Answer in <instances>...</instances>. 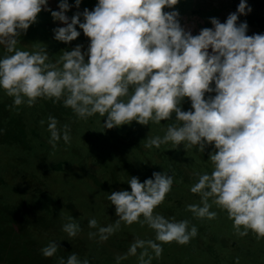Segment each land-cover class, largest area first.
Here are the masks:
<instances>
[{"label": "clouds", "instance_id": "obj_1", "mask_svg": "<svg viewBox=\"0 0 264 264\" xmlns=\"http://www.w3.org/2000/svg\"><path fill=\"white\" fill-rule=\"evenodd\" d=\"M179 0H98L92 10L77 11L71 18L68 0H59V11L48 8V0H0V44L12 53L0 58V88L13 97L16 106H33L37 98H63L78 118L99 114L106 116L105 128L164 120L166 134L148 139L145 147L173 143L184 148L198 146L204 151L213 146L209 160L211 173H197L198 181L190 188L201 195L202 206L187 208L198 218L214 219L213 204L227 212L236 232L249 231L264 238V34L247 35V22L237 23L238 15L251 12L246 0H240L237 11L225 22L210 18L213 27L199 34L186 31L179 12L172 9ZM81 0H75L79 9ZM51 11L54 21L65 26L53 29L54 39L71 42L83 34L89 38L83 45L66 50L57 63H51L45 49L35 52L16 49L18 38L37 21L41 10ZM83 17V22H81ZM211 49V51H209ZM87 57V59H86ZM214 85V86H213ZM215 93V95H207ZM187 97L191 110H182ZM25 98H27L25 100ZM43 124L44 122L41 121ZM58 121L49 117V143L53 148L61 139ZM62 138L70 143L68 126ZM129 190L112 191L108 200L115 205V225L99 228L100 238L134 222L146 223L156 233V241L137 240L130 247L147 243L156 258L162 255V243L186 244L198 234L189 221L165 218L154 209L165 200L174 183L168 172H153L143 182L132 176ZM212 203H209V199ZM141 216L143 221L140 220ZM63 225L69 237H75L79 225L67 217ZM97 221L91 219L89 227ZM243 229V230H242ZM96 233H89L92 238ZM60 245L50 242L41 249L52 257ZM140 256V264H151V257ZM119 259V258H118ZM59 264H65L63 258ZM66 264H89L72 253Z\"/></svg>", "mask_w": 264, "mask_h": 264}, {"label": "rangeland", "instance_id": "obj_2", "mask_svg": "<svg viewBox=\"0 0 264 264\" xmlns=\"http://www.w3.org/2000/svg\"><path fill=\"white\" fill-rule=\"evenodd\" d=\"M68 3L72 7L66 15L71 18L77 11L92 10L98 0H81L79 9L75 0ZM239 3L240 0H179L172 9L164 10L178 11L181 25L197 35L202 28L213 27L212 17L225 22L230 13L237 11ZM246 3L251 12L239 14L237 23L247 22V35L264 34V0ZM58 5L59 0H48L52 11H59ZM63 26V22L53 20L51 11L42 9L15 47L29 52L45 49L51 63H57L64 51L78 44L86 51L90 41L78 25L81 34L77 39L68 43L54 39L53 29ZM11 54L0 44V58ZM13 99L0 88V264H59L61 258L66 264L72 253L81 261L87 258L89 264H140L145 251L144 259L151 257V264H264V238L258 240L251 231L239 235L227 212L215 204L210 209L217 213L214 219L198 218L187 208L191 204L202 206L201 195L192 193L190 188L198 181L197 173H211L212 145L203 152L198 146L185 149L184 145L177 147L171 142L159 148L145 147L148 139L162 138L168 125L179 123L174 115L173 120L159 124L132 121L107 129L106 116L78 118L70 107L64 106L63 98H37L33 106H16ZM181 107L191 110L190 99L185 97ZM49 117L58 121L61 133L55 148L49 143ZM65 125L71 138L68 144L62 138ZM164 171L173 175L174 183L154 213L176 221L188 220L189 230L194 225L198 234L183 245L175 241L162 243L159 258L147 243L144 248L138 247L135 255L130 254V247L137 240L161 244L146 223L127 225L121 221L120 227L102 240L99 228L114 226L118 219L108 195L112 191H130L127 182L132 176L143 182L152 178L153 172ZM69 216L79 225L75 237L63 231ZM91 219L97 221L95 228L89 227ZM140 220L143 221L142 216ZM90 232L96 235L90 238ZM52 241L60 246L52 257L46 258L41 249Z\"/></svg>", "mask_w": 264, "mask_h": 264}]
</instances>
